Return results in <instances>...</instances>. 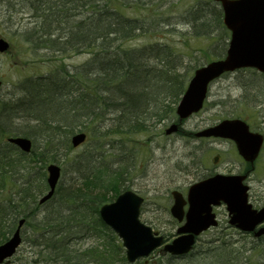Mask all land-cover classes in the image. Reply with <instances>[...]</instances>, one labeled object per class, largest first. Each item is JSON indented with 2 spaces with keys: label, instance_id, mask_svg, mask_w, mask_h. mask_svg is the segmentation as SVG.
<instances>
[{
  "label": "rangeland",
  "instance_id": "374dc122",
  "mask_svg": "<svg viewBox=\"0 0 264 264\" xmlns=\"http://www.w3.org/2000/svg\"><path fill=\"white\" fill-rule=\"evenodd\" d=\"M104 2H109V0H104ZM112 4L120 9L123 7V12L127 16L134 17L147 29V33L142 38L133 36L132 39L125 41L128 44L124 47L119 46V49L121 51L123 49L134 51V49L153 47L156 43L169 46L171 52L167 55L160 54L158 58L164 60V64H167V61L170 63L168 70L164 71L171 73V76L177 75L179 77L178 83L181 82L184 87L193 70L211 60L221 59L225 54L229 33L222 26L217 16L216 8H220L219 5L212 1L112 0ZM34 5L35 0H0V39L3 38L10 45L7 52L0 54V81L2 82L0 112L1 110L6 111L3 118L6 115L11 117L12 123L8 127L11 133L19 131L18 129H22L23 126L28 129V126L33 124L28 119L29 113L11 111L17 100H31L26 97L27 92L22 90L24 87L31 86V77L36 79L40 76H47L51 72L57 75L58 73L61 74L65 70L64 65L69 72H73V77H77L76 81H73L80 88V96L82 90L87 98L92 97V95H94L92 98H95L97 95L93 82L90 83L91 80L88 75L86 78L82 77L84 73L80 69L90 59L89 55L81 50L82 54L70 52L63 55L55 52L52 49V43L48 41L54 38L50 33L48 36H42L36 27L37 19L32 17L35 13L32 11ZM38 21L41 24L45 23L43 16L38 18ZM51 25L54 29L55 24ZM46 26L48 25L46 24ZM30 30L34 38L39 37V40L36 38L34 40L39 41L40 46L43 47L44 45L43 49H39L38 44L32 46L25 42L23 32L28 33L31 32ZM40 40L46 42L41 44ZM152 63L155 64L156 59ZM73 69L77 70L73 71ZM157 86H148L149 88L144 89L149 94L154 95L163 90ZM126 92H128L127 96L138 93L136 90L130 89H127ZM98 94L100 95V93ZM163 94L165 95L166 92H162L160 95ZM60 99L66 103L72 100L70 96H62ZM74 99L78 101V97ZM115 100L119 102L121 98L118 97ZM31 101L35 102L36 99ZM151 102L150 99L145 101L147 106H150ZM66 103L62 102V105L58 106L54 101L53 106L55 108L52 112L45 108L34 114L45 119L66 121V123H70L71 120L78 121L81 125L78 124L79 127H76V130L84 129L87 135L89 133V138L87 137L88 140L78 148L67 152L61 150L59 154H56V161L54 162L60 167L61 176L55 196L53 200L42 206L36 202L38 207L34 209L35 211L28 223L23 227L22 244L12 256L10 264H50L46 261H40L43 258L40 257L45 255V253L39 254L43 251L41 248L38 246L31 247L33 241L40 243L37 233L33 235L31 226L33 225V228L39 233L38 224L43 221L45 216L54 218L58 216L55 211L65 214L66 210L71 208L72 205H66V203L62 204L63 208L60 210L56 207L61 205L60 199L67 188L72 190L83 185L78 184L82 181L79 174L73 173L72 160L74 156L81 157V155L89 153L93 157L95 166L117 175L122 188H125L124 190L131 189L142 196L144 203L140 211L141 222L171 238L178 226L168 211L172 205L171 191L177 189L184 194L189 185L204 178L208 173L210 174V170L215 165L216 155L221 154L223 159L219 164L217 163L218 167L215 170L220 173L227 172L228 167L224 165L227 161L237 163L236 153L234 150H227L224 143L195 139L187 133L190 134L214 125V123L225 118L236 117L246 118L264 130V76L251 69L223 74L219 79L214 80L209 86V93L202 110L185 120L182 131L174 135L168 137L163 134V131L170 126L171 120H157L151 116L152 114H148L151 120L145 124L147 125V132L137 131L131 135H122L125 136V148H120L117 137H112L113 135L108 137L107 143L98 139L102 130L96 129L97 124L100 122L102 125L109 123L110 119L114 118L113 115L106 113L104 116L106 119H101L97 116L93 118L90 114L85 115L76 112L77 118L74 119L70 117L72 112L66 108L67 106L71 107L72 104ZM64 133L62 132V134ZM70 137L68 138L69 143ZM35 143L39 149L45 146L42 140ZM44 148L48 150V147L45 146ZM39 167V165L35 167V171ZM45 167L46 165L42 169L45 173L44 183L47 176ZM263 167L264 159L261 158V164L257 171L259 175L254 176L251 182L254 193H261L263 190ZM90 168L91 162L89 170ZM105 176L101 177L102 181L105 180ZM96 184L99 183L96 182ZM86 186L90 187V181H86L84 190ZM45 190L42 191L41 195L46 192ZM88 193H93L96 197L98 196L102 200L104 198L106 201L111 198L114 199L118 192L111 189L106 192V189L96 186L94 190H90ZM41 198L42 196H39L38 200ZM219 213L220 226L225 225L224 210L220 208ZM222 231L228 232L229 230L222 229ZM217 232L219 230L210 229L203 233L198 239L197 246L186 258L168 261V256H164L156 250L146 258L144 264H264V241L254 242L249 238L244 240L240 236H235L234 239L230 238V240L222 239L228 242L225 245L227 248L224 250L229 253V256L224 258V250L220 246L224 242H216L218 241ZM100 235L105 237L101 232ZM78 236L73 237L74 240L69 242V248L74 250L76 255L86 254L84 249L89 246L106 245L103 239L97 242L89 236H81V239H78Z\"/></svg>",
  "mask_w": 264,
  "mask_h": 264
},
{
  "label": "trees",
  "instance_id": "16d2710c",
  "mask_svg": "<svg viewBox=\"0 0 264 264\" xmlns=\"http://www.w3.org/2000/svg\"><path fill=\"white\" fill-rule=\"evenodd\" d=\"M69 1L72 4L80 3L87 6H94L98 0ZM44 2L45 0H36L37 7L34 8L39 10L36 14V27H38V31L42 33V36H48L49 33L52 36L54 30H57L59 20L67 22L71 18V22L75 23L74 20L77 17L75 13H72L73 15L68 14L69 10L72 9L63 10L60 8L59 11H56L53 8V2H45V4ZM94 10L96 9L94 8ZM41 16L44 17L45 23L48 20L46 23L48 26L45 23H39L38 18ZM51 24H55L54 29ZM115 24L111 23L110 26L114 27L116 26ZM72 26L74 32L70 35V38L73 45L72 49H74L72 50L73 52H79L81 46H85L86 49L95 46L99 48L91 54L93 56L91 59L93 61V73L89 76L90 83L93 82L92 84L97 95L92 99L81 95V105L86 109H90V111L93 110L90 106H94L96 111L103 115L108 112L118 114V127L116 126L115 131L126 136L137 131L147 132L148 129L145 124L151 120L148 118V114H152L151 116L157 120H170L173 117L174 105L183 93L184 86L181 82L178 83L179 77L177 75L171 76V73L169 74L168 71H164L168 70L170 63L167 61V64H164V60L158 58L160 54L167 55V53H170V47L167 45H158L157 48L153 47L152 50H123V60L127 61L129 71L122 68L123 61L117 67L111 66L105 61L104 55L109 53L115 56V54L112 53L113 51L110 53L106 50L108 47H104L109 45L101 34L102 30L96 20L88 17ZM112 37L114 40H120L113 32L109 34V38ZM35 38L39 40V37ZM35 38L31 31L26 35L25 41L28 43L31 41L35 44L37 43V40H34ZM72 40H75V42ZM152 51L155 52V55H149ZM155 59L156 63L153 65L152 62ZM43 80L38 79L32 87H27L26 97L31 100L40 97L44 100L51 101L53 99L51 90L54 86L51 81L54 80L51 78ZM43 82L48 83L42 84ZM87 82L89 83V81ZM154 85H158L157 88H162V92H166V94L161 96L160 94L162 92H156L154 95H151L145 91L144 88L147 89L149 88L148 86ZM62 86H65L64 78L61 79L58 90ZM73 87L74 84L65 90L67 97L70 96ZM115 87L136 90L138 93L133 94L129 92L133 96H127L128 92L125 91V94L117 93ZM118 97L121 98V101L116 102L115 98ZM148 99L152 100L150 106H147L145 103ZM31 100H17L11 111L14 113L31 112L34 114L35 102ZM151 106L153 107L150 108ZM5 113L6 111L2 110L0 112V242L14 230V227L21 217L27 220L31 218L35 211L34 209L38 207L36 204L38 197L41 196L42 191L47 189V185L44 183L45 173L42 169H44L45 165L55 163V156L61 150L67 152L70 149L68 138L74 132V129H68L62 134V131L60 132L58 127L48 126L44 118L33 116L35 124L31 127V132L25 133L19 130L11 133L8 127L12 123V120L8 115L3 118ZM89 114L92 115V113ZM45 128L48 130L49 128L52 129V136L46 139H44V135L47 132ZM11 134H14L16 137L20 135L32 139L33 147L29 155L17 150L11 144L2 142L4 136L6 137ZM39 140L45 143L48 150L44 148L45 146L41 149L38 148L35 142ZM74 161L73 165H76L78 161ZM38 165L40 167L35 171V167ZM89 165L90 162L85 167L89 169ZM76 167V170L80 168L78 166ZM92 170L93 166L90 168V171ZM86 181H90V187L86 186L84 190L83 187H85ZM104 181H102L99 173H94L93 180L86 178V180L84 179L85 184L81 187L73 189L71 192L66 190L64 192V204L72 205L71 208L66 210L65 214L55 211V214L58 216L54 218L45 216L43 221L38 224L39 233L32 225L34 232L37 233L38 239H40V243L38 241H34L33 243L39 245V248L43 250L39 254L45 253L43 261L50 264H125L122 249L117 243L116 236L102 224L97 214L98 207L103 204L104 198L102 200L93 193H88V191L94 190L96 186L106 189V192L108 189L116 190L117 182L114 181L112 175L111 178H105ZM96 182L99 184L95 185ZM5 193L6 196H4ZM83 231L89 233L90 237H95L98 231L104 232L107 236L106 245L100 247L89 246L85 250L86 254L81 256L76 255V252L69 248V242L74 239L73 237L82 235Z\"/></svg>",
  "mask_w": 264,
  "mask_h": 264
},
{
  "label": "water",
  "instance_id": "95a60500",
  "mask_svg": "<svg viewBox=\"0 0 264 264\" xmlns=\"http://www.w3.org/2000/svg\"><path fill=\"white\" fill-rule=\"evenodd\" d=\"M221 3L224 25L231 33L226 57L219 61L211 62L196 70L190 78L185 93L180 99L176 109L179 119L186 118L192 112H198L202 107L203 99L207 92L208 84L224 72H231L244 67L256 68L264 74V0H213ZM8 44L0 40V52L5 51ZM1 85V82H0ZM245 131L246 125L241 120H225L212 128L204 129L197 134L198 137L219 136L233 139L239 152H243V144L237 135L241 129ZM176 125L170 126L166 134L175 132ZM71 144L78 146L86 139L85 134H74ZM8 142L19 147L23 152L29 153L31 141L17 137L8 138ZM49 173L47 184L49 191L40 200V204L53 196L60 172L59 167L51 164L47 168ZM242 179V177H240ZM232 176H219L205 179L191 187L188 194L189 211L186 214V225L179 229L181 234L170 244L165 246V251L172 255L186 254L194 245V235L199 234L209 225H215L214 215L211 214V205H219L224 201L227 210L234 214L237 228L252 230L264 219V209L257 217L256 211L246 204L244 193L246 187L241 185V179ZM175 204L171 208L173 216L180 220L183 216L182 207L185 202L181 195L174 193ZM141 200L133 193L127 192L120 195L112 204L103 206L99 214L107 225H110L117 235L123 238V246L127 248L126 256L132 262L135 256L147 255L155 247L161 245V238L152 237L150 228L138 222V209ZM10 241L0 246V263L3 259L11 257L15 248L20 244L19 227ZM261 233V232H260Z\"/></svg>",
  "mask_w": 264,
  "mask_h": 264
},
{
  "label": "bare ground",
  "instance_id": "6f19581e",
  "mask_svg": "<svg viewBox=\"0 0 264 264\" xmlns=\"http://www.w3.org/2000/svg\"><path fill=\"white\" fill-rule=\"evenodd\" d=\"M45 2H50V3L53 2V8H55L56 11H59L60 8H62L63 10L72 9V10H69L68 14L73 15L72 13H75V15L77 16L76 19L74 20L75 23L71 22V18L69 20H67V22H63V21L59 20L58 27L56 30L57 32L55 31L52 33V38H54V39L50 40L48 38L51 41V43L53 45L52 49L55 52H57L59 54H63V55H66L70 52L75 53V54H79V53L82 54V52H80V50H81V51H83V53L88 54L89 57L93 52H96L97 49H99V48H97L98 46H95L93 48L90 47L87 49L85 46H81V48H79V52H75V51L73 52L72 50H74V49H72L73 45H72L71 38H70V35L74 32V30L72 29V27H73L72 25H74L76 23L78 24V22L83 21V20L87 19L88 17H91L92 19L96 20L97 23L100 25V28L102 30L101 34L105 38V41L108 42L109 46H104V47H108L106 50L111 51V52L113 51V53L116 56L115 57V56L108 53V54L104 55L105 61H107L111 66H114V67H117L120 64V62L123 61L122 62V68L129 70L127 61L123 60V56H122L123 51H121L119 49V46L124 47L126 44H128V42H125V41L128 39H132L133 36L142 38V36L145 33H147V29L145 28V26H143V24H141L140 21H138L134 17L127 16L123 12V7L121 9L118 7H115V5L112 4V0H109V2H104V0H98L94 6L93 5L87 6V5L80 4V3H77V4L75 3L76 4L75 5V4H72L69 0H53L52 2H51V0H45ZM45 2H44V4H45ZM94 8L96 10H94ZM111 23H116L115 24L116 26H114V27L110 26ZM111 32L115 33L120 40H114L113 37L109 38V34ZM106 35H108V36H106ZM72 41L75 42V40H72ZM123 50H125V49H123ZM146 59H147V57H146ZM92 64H93V61L90 60L89 63L85 64L83 67L80 68L84 73V75L82 77L86 78L87 75H88V77L91 76V74L93 73L92 72ZM132 64H134V63H132ZM194 72H195V70H193L192 73L194 74ZM58 87H59V85H54L52 87L51 91H52V96H53L52 98L53 99H51V101L44 100L43 98H40V97H38L36 99L35 104H34L35 113L38 110H44L45 108L48 111L51 110V112H52L53 108H55L53 106L54 101H55L56 105H58V106L62 105V102L66 103V101H63L60 99V97L66 96L65 95L66 94L65 89L62 86L61 89L58 90ZM22 90L27 92V87L22 88ZM126 90H127L126 88L124 89L122 87H117L115 89V91L117 93H122V94H125ZM66 104H68V103H66ZM70 104H72L71 107L67 106L66 108L69 109L70 112H72V114L70 116L71 118H74V119L77 118L76 117L77 114L75 115L76 112L81 113V114L82 113L85 114V113L89 112V113L94 114L97 117H100L101 119H104V118L106 119V117H104L105 115H103L102 113L96 112V111L92 112V111H90V109H88V108L86 109L83 105H81V103L79 101H75V99ZM90 108L93 109L92 106H90ZM31 114L32 113L29 112V118L28 119L33 124H30L28 126V129L26 128V126H23L22 129H18V130L25 132V133L31 132L32 131L31 127L34 126V124H35V122L33 120V116H36L37 118H42L41 116H37L36 114H32V115ZM111 115H113L114 118L110 119L109 123H105L104 125H102L100 122L97 124L98 126H96V129L102 130V132L100 131L98 139H99V141L107 143L108 137L113 135L112 137H115V138L117 137L116 139H118V144H119L120 148H125V146H126V142L124 141L125 136H122L123 134H119L117 131H115V128H116L118 120H119L118 119L119 115L114 114V113H111ZM45 120L47 121L48 126H56L60 129V132L61 131L64 132L68 129H74V131H75L76 127H79L78 124H80V123H78V121L76 122L75 120H71L70 123H66V121L61 122L58 119H54V120L45 119ZM23 121H26V120H23ZM45 129H47V128H45ZM51 131H52L51 128H49V130L47 129V132L44 135V137H45L44 139L52 136ZM108 145H109V143H108ZM75 148H78V146H73L72 144H70L69 150H73ZM92 158L93 157L89 153H87L86 155L85 154L81 155V157L80 156H74V158L72 160V166H73V163L75 162L74 160L78 161V163H76V165L73 166V173L76 172L77 174H79L80 179L82 180L78 184H85L84 179L86 180V178L91 179V180L94 179V172L90 171L87 167H85L88 162H94L92 160ZM76 166H78L80 168L78 170H76L75 169ZM66 190H69V192L73 191V189L70 190V188H67ZM64 192H63L62 198L60 199L61 205H57V207H56L59 210L63 208L62 204L64 205V199H65L64 198ZM54 196L55 195H53V197ZM53 197L51 198V200H53ZM12 232H10L9 235H11Z\"/></svg>",
  "mask_w": 264,
  "mask_h": 264
},
{
  "label": "flooded vegetation",
  "instance_id": "af4514ba",
  "mask_svg": "<svg viewBox=\"0 0 264 264\" xmlns=\"http://www.w3.org/2000/svg\"><path fill=\"white\" fill-rule=\"evenodd\" d=\"M245 122L248 124V130L252 133L253 136H251L252 138H256L259 135L262 136V145L259 149V154L256 157V159L252 162H246L245 160L242 159V157H240L238 155V166L235 167L234 165H229L230 168L228 169V172H233L234 174L238 175V174H243L246 175V182L249 184V182L252 180V176L256 175V168L260 167L261 164V158L264 159L263 153H264V130L260 128L259 125H255L254 123H251L249 120L244 119ZM212 140V139H210ZM216 140V138H215ZM214 140V141H215ZM223 143H229L231 144L234 149L235 145L233 144V142L229 141L226 139V141H223ZM219 159V157H217V160ZM252 186H250V190L248 192V197L249 200L251 201V203L253 204V207H256L257 209H261L262 206L264 205V186H263V190L261 191V193H254L251 189ZM264 226V224H263ZM252 236V235H251Z\"/></svg>",
  "mask_w": 264,
  "mask_h": 264
}]
</instances>
